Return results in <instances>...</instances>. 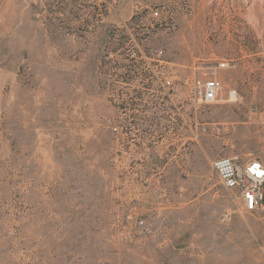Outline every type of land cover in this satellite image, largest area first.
Returning a JSON list of instances; mask_svg holds the SVG:
<instances>
[{"label":"rangeland","instance_id":"rangeland-1","mask_svg":"<svg viewBox=\"0 0 264 264\" xmlns=\"http://www.w3.org/2000/svg\"><path fill=\"white\" fill-rule=\"evenodd\" d=\"M229 155L264 165V0H0V264H264Z\"/></svg>","mask_w":264,"mask_h":264},{"label":"built area","instance_id":"built-area-1","mask_svg":"<svg viewBox=\"0 0 264 264\" xmlns=\"http://www.w3.org/2000/svg\"><path fill=\"white\" fill-rule=\"evenodd\" d=\"M154 12V15H157ZM219 68H226L227 62L220 61ZM220 81L211 77L203 83L201 92L205 102H212L220 96ZM212 168L221 184L232 189L246 211L264 213V165L259 161H243L236 155L219 157L213 161ZM142 224V222H140Z\"/></svg>","mask_w":264,"mask_h":264}]
</instances>
